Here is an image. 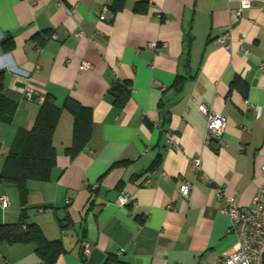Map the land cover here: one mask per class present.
Segmentation results:
<instances>
[{"label": "crops", "instance_id": "obj_1", "mask_svg": "<svg viewBox=\"0 0 264 264\" xmlns=\"http://www.w3.org/2000/svg\"><path fill=\"white\" fill-rule=\"evenodd\" d=\"M112 1L0 0V42L14 41L0 48V68L5 90L19 95L12 121L0 123V172L40 105L20 92L29 71L38 93L92 112L91 137L73 157L65 153L73 118L61 112L51 177L26 184V221L65 248L55 264H212L236 243L215 187L247 206L264 181V0H125L112 21L99 20ZM82 61L91 67L80 70ZM237 77L244 92L231 85ZM124 80L131 95L117 106L107 91ZM201 104L226 117L222 143L206 142ZM195 156L200 172L191 169ZM1 195L0 224L19 222L17 187L2 182ZM38 262L31 244L0 243V264Z\"/></svg>", "mask_w": 264, "mask_h": 264}, {"label": "trees", "instance_id": "obj_2", "mask_svg": "<svg viewBox=\"0 0 264 264\" xmlns=\"http://www.w3.org/2000/svg\"><path fill=\"white\" fill-rule=\"evenodd\" d=\"M124 3L125 0H113L109 8L115 14L123 8ZM45 33H48L47 37H50L52 31ZM38 35L35 37L39 38ZM39 44H42L40 40ZM13 47L14 41L11 36L3 38L0 42V48L4 52L11 50ZM183 81L184 77L177 75L171 87L178 90L181 88ZM231 85L236 86L242 92L246 88V83L238 77L234 79ZM107 94L111 97L113 104L117 106L124 105L131 95L130 81L124 80L112 83ZM18 98L17 93L5 90L4 72L0 68V123H10L12 121ZM63 110H67L73 118L71 144L65 149V153L71 157L79 153L91 137V109L81 105L71 97H66L60 107L53 95L45 93L42 101H40L32 127L17 135L0 172V183L9 182L17 187L22 206L19 222L0 224V243L31 244L39 258L37 264H55L58 257L65 252L61 240L46 238L37 224L26 221L25 212L27 181L49 180L51 171L56 164V151L52 138ZM215 140L217 139H211L210 143ZM159 160L160 155L151 163L148 170L153 169ZM117 164H119L118 161L113 163L112 166ZM262 264H264V258H262Z\"/></svg>", "mask_w": 264, "mask_h": 264}, {"label": "built area", "instance_id": "obj_3", "mask_svg": "<svg viewBox=\"0 0 264 264\" xmlns=\"http://www.w3.org/2000/svg\"><path fill=\"white\" fill-rule=\"evenodd\" d=\"M71 13V9H69ZM114 14L106 16L104 13L99 14V20L111 21ZM82 35V30L77 32ZM54 36V35H52ZM91 67L88 61H82L79 65L80 70L89 69ZM24 80L20 86L22 96L28 100L42 101L44 94L38 93L32 85L31 73L23 72ZM257 108V107H255ZM199 110L206 117V142L210 143L215 138L222 143L221 134L226 124V117L221 113L214 111L207 105L201 104ZM257 113L259 111L257 110ZM167 142L177 147L174 137L170 132L165 133ZM201 157L195 156L191 159V169L195 172L201 171ZM262 174H264V165L261 166ZM191 184L183 181L179 186L180 194L188 198L191 191ZM214 191L221 199L220 212L229 217L228 232L234 235L236 239L235 246L227 255L218 257L212 264H262L264 258V181H262L256 190L250 205H237L235 197L228 194L224 188L215 187ZM129 202V196L125 191H121L117 197L119 205H125ZM8 203L5 195L0 196V204L6 206ZM91 251V245L83 241V255H88Z\"/></svg>", "mask_w": 264, "mask_h": 264}]
</instances>
